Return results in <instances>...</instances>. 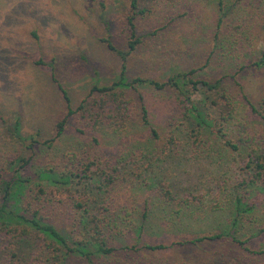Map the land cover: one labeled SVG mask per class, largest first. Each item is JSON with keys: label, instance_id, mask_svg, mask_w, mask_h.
<instances>
[{"label": "rangeland", "instance_id": "374dc122", "mask_svg": "<svg viewBox=\"0 0 264 264\" xmlns=\"http://www.w3.org/2000/svg\"><path fill=\"white\" fill-rule=\"evenodd\" d=\"M157 1L140 0L147 11L136 19L141 43L127 58V77L166 81L177 72L197 69L199 79H223L250 126L264 128V122L259 123L248 114L249 102L264 110V68L252 66L264 52V0H242L239 4L225 0L224 12L219 10L217 0ZM130 8L131 0H0V186L17 169L35 181L41 169L56 167L61 171L65 158L76 154L82 157L84 151L96 152L98 158L115 163V158L120 159L123 143L128 150L140 142L151 145L138 124L127 137H119L107 124L88 115L87 110H79L116 109L103 94L91 90L110 86L119 79L124 61L117 51L129 50ZM107 39L117 51L108 47ZM39 60L44 64H37ZM59 85L68 93L75 114L67 122L65 134L54 140L57 123L68 113ZM120 91V104L127 109H140L145 104L160 132L168 129L171 120H181L183 105L174 89L136 87ZM52 140L53 143H46ZM224 142L212 143L215 153L210 157H182L180 165L179 160L173 164L169 159L155 167L158 179L170 184L176 196H188V205L169 206L160 198L153 200L152 189L132 188L134 184L129 181L116 187L109 199L100 196L96 201L98 208L109 203V215L123 225L118 223L119 228L114 226V230L111 227L107 231L111 246L117 250L110 255H96L94 262L264 264V232L260 233L257 227L264 225V206L245 216L238 227L229 229L239 240L251 237L245 246L248 251L229 236L182 246L174 244L163 250L125 249L136 243L147 198L150 205L163 210V217L145 223L153 228L144 235L149 244L172 245L176 239L193 240L228 229L225 221L242 181L237 172L242 173L245 155L229 151ZM21 158L28 161L24 167L16 164ZM126 158L119 168L127 179H133L132 174L137 175L152 163H135L131 157ZM152 171L153 168L145 170L143 178L152 177ZM61 209L62 206L57 208L51 221L63 233H71V220L62 219ZM173 212L179 213L170 218ZM109 215L107 212L103 217ZM7 242L0 235V264H10L11 250H3ZM24 247L21 258L27 257L30 262L34 248L29 244ZM70 264L87 263L73 258Z\"/></svg>", "mask_w": 264, "mask_h": 264}, {"label": "trees", "instance_id": "16d2710c", "mask_svg": "<svg viewBox=\"0 0 264 264\" xmlns=\"http://www.w3.org/2000/svg\"><path fill=\"white\" fill-rule=\"evenodd\" d=\"M241 1L236 0V3L239 4ZM217 5L219 10L224 12L225 0H217ZM145 11L147 9L141 7L140 0H131L127 17L131 32L129 50L117 51L112 42L106 40L108 47L117 51L124 61L119 79L110 86H95L91 90V93L103 94L116 109L80 107L79 110H87L88 115L107 124L119 137L124 134L127 137L131 128L138 124L151 141V145L140 142L133 150H128L127 145L123 143L119 148L120 159L118 160L117 157L116 161L115 158V163L108 158H98L96 152L84 151L82 157L76 154L65 158L61 171L56 167L41 169L39 178L35 181L24 177L21 169L14 171L8 179H3L0 186V235L8 241L3 250H11L10 264H70L73 258L81 259L87 264H96L93 257L110 255L117 250L111 246L108 229L113 227L114 230V226L119 228L118 223L123 225L109 215V203L106 206L102 204L98 208L96 201L100 196L109 199L116 187L125 185L129 181L131 185L134 184L132 188L136 186L152 189L153 200L160 198L169 206L188 205L190 202L188 196L182 198L176 196L170 184L158 179L159 175L154 171L155 167L157 164L162 166L169 159L173 164L179 160L177 164L180 165L182 157H187L189 160L210 157L215 153L212 143L214 141L220 143L223 140L224 147L230 149L229 151L245 155L240 168L242 173L237 172V166L235 167V174L237 172L238 178L242 181L235 190L232 211L225 221L228 229H218L219 232H211L193 240L176 239L172 245L149 244L144 235L153 228H148L145 223H150V219L163 217L161 215L163 210L156 207V204L150 205L147 198L148 204L144 206L142 213V225L136 231V243L125 249L134 252L141 249L155 251L167 249L174 244L182 246L222 240L229 236L240 247L249 250L245 246L252 240L251 237L245 241L239 240L229 232V229L238 227L245 216L253 215L258 208L264 206V128L250 126L247 116L238 110L234 96L223 79L214 81L199 79L196 77L197 69L177 72L166 81L142 77L130 80L127 77L126 61L141 43L140 37L137 36L136 19ZM33 36L38 37L35 32ZM37 64L42 65L44 62L39 60ZM252 66L264 68V52ZM59 87L66 100L68 113L57 123L54 140L65 134L66 124L75 114L68 93L62 85ZM136 87H150L159 91L166 88L174 89L183 105L181 120H171L168 129L160 132L151 121L150 111L145 104H141L140 109L124 108L123 104H120L122 94L120 90H135ZM248 104L251 108L249 117L256 118L259 123L264 122V110L257 109L250 102ZM93 111L96 113H92ZM15 129L18 131L19 125L16 124ZM54 140L46 143H53ZM95 142H99L97 138ZM126 156L131 157L135 163L152 161L154 167L151 163V166L145 169L148 172L149 168H153L152 177L143 178L146 175L145 170H140L137 175L132 174L133 179H127L119 168L120 163L128 160ZM16 164L24 167L28 161L21 158ZM60 206L64 211L62 219L66 217L71 220L73 226L71 233H63L51 221ZM107 212L110 217H103ZM178 213L173 212L170 218ZM257 227L260 233L264 232L263 224H258ZM142 242H144L143 246L139 247ZM25 244L34 248L30 262L27 257L21 258L20 251L25 248Z\"/></svg>", "mask_w": 264, "mask_h": 264}]
</instances>
